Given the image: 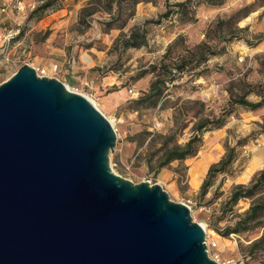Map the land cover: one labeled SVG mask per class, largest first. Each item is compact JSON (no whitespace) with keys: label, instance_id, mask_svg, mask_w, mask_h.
<instances>
[{"label":"rangeland","instance_id":"rangeland-1","mask_svg":"<svg viewBox=\"0 0 264 264\" xmlns=\"http://www.w3.org/2000/svg\"><path fill=\"white\" fill-rule=\"evenodd\" d=\"M45 1L0 0V84L27 64L86 97L115 131L113 173L158 184L185 204L219 264H264V243L251 247L264 228L226 234L264 191L263 182L254 197L228 202L234 186H248L264 166V0H193L180 13L173 4L183 0L140 1L124 6L111 29L103 0H56L42 9ZM166 10L173 11L167 18L145 23ZM142 27L144 45L123 49L119 36ZM157 77L160 97L142 98ZM240 97L263 104L251 110L235 103ZM200 122L197 154L160 167ZM229 152L231 166L202 187L209 167Z\"/></svg>","mask_w":264,"mask_h":264},{"label":"water","instance_id":"water-1","mask_svg":"<svg viewBox=\"0 0 264 264\" xmlns=\"http://www.w3.org/2000/svg\"><path fill=\"white\" fill-rule=\"evenodd\" d=\"M116 135L24 64L0 84V264H219L185 204L112 172Z\"/></svg>","mask_w":264,"mask_h":264},{"label":"trees","instance_id":"trees-1","mask_svg":"<svg viewBox=\"0 0 264 264\" xmlns=\"http://www.w3.org/2000/svg\"><path fill=\"white\" fill-rule=\"evenodd\" d=\"M56 0H46L43 2L42 9L48 8L52 6V4ZM102 1V0H95ZM140 1H151V0H103L104 6L103 11L109 14L108 19L105 21L107 28L111 29V26L120 20L122 16V10L124 6L129 8L134 7ZM193 0H183L178 1L173 4V6L177 9L176 12L180 13L181 11H187L189 8V4H191ZM198 2H203L208 5H220L224 2V0H198ZM173 11L166 10L162 12L156 20H147L145 23H158L161 18H167ZM131 15V14H129ZM146 31L142 28H133L129 31L128 34H122L121 38L119 36L121 45L123 49L128 48H139L145 43ZM259 40H264V38ZM159 77H157L154 81L151 82L148 92L142 98H158L160 97L162 90L159 87ZM235 103L243 105L251 110H255L262 106L263 101H259L256 103L249 102L245 100L243 97H240L235 100ZM217 121V127H221L224 125L223 119L219 118ZM206 124L204 122H200L196 125L195 130L198 132L194 134L184 146L175 145L170 151H168L164 157L163 162L160 167L165 166L171 161L174 160H183L189 156H194L197 154L199 147L201 146V134L202 128H205ZM233 162V155L231 152L227 153L224 158H222L218 163L212 164L206 174V178L202 183V187H206L210 184L211 178L215 173L225 172L227 168L231 166ZM264 182V166L263 169L256 174L252 182L246 185H236L234 186L231 195L229 197L228 202L230 205L234 206L241 198H252L255 196L256 191L259 190L260 186ZM263 189V188H262ZM261 189V190H262ZM237 220L233 227L226 228V234L229 233H239L242 231L254 229V228H264V191L261 196L256 197L252 200L249 208L242 214H236ZM264 243V232L263 234L254 240L251 243V247H256L260 244Z\"/></svg>","mask_w":264,"mask_h":264},{"label":"bare ground","instance_id":"bare-ground-1","mask_svg":"<svg viewBox=\"0 0 264 264\" xmlns=\"http://www.w3.org/2000/svg\"><path fill=\"white\" fill-rule=\"evenodd\" d=\"M256 167V164H253L249 169H248V171H247V173L245 174V177H247L250 173H251V171L254 169ZM205 168V164L200 168V169H204ZM196 170V171H192V175H193V179L194 180H197L198 179V175L199 174H201L203 171H201V170ZM206 170V169H205Z\"/></svg>","mask_w":264,"mask_h":264},{"label":"crops","instance_id":"crops-1","mask_svg":"<svg viewBox=\"0 0 264 264\" xmlns=\"http://www.w3.org/2000/svg\"><path fill=\"white\" fill-rule=\"evenodd\" d=\"M203 165L204 164H202V163L201 164H198L196 168L199 170Z\"/></svg>","mask_w":264,"mask_h":264},{"label":"built area","instance_id":"built-area-1","mask_svg":"<svg viewBox=\"0 0 264 264\" xmlns=\"http://www.w3.org/2000/svg\"><path fill=\"white\" fill-rule=\"evenodd\" d=\"M39 76H45V71H42ZM46 77V76H45Z\"/></svg>","mask_w":264,"mask_h":264}]
</instances>
